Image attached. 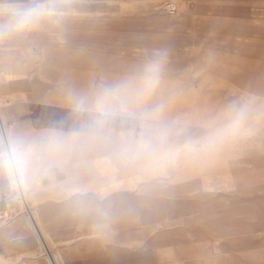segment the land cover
I'll return each instance as SVG.
<instances>
[{"label": "rangeland", "instance_id": "1", "mask_svg": "<svg viewBox=\"0 0 264 264\" xmlns=\"http://www.w3.org/2000/svg\"><path fill=\"white\" fill-rule=\"evenodd\" d=\"M58 2L70 13L59 23L4 39L39 54L30 75L35 71L43 85L53 86L56 101L68 103L69 90L87 92L118 80L163 49L167 66L153 102L166 103L168 121H181L200 136L234 102L251 99L258 111L247 131L219 150L181 155L164 167L114 168L100 160L98 169L81 167L100 207L128 189L120 199L123 212L71 216L72 223L55 231L54 247L90 242L86 256L111 264H264V0ZM60 32L65 38H54ZM55 104L39 108V125L73 123L69 105ZM79 172L70 180L79 183ZM113 186L106 198L96 195ZM36 190L26 192L34 205ZM115 226L121 233L105 240ZM91 230L95 235L88 238ZM122 235L130 241H117ZM163 242L168 253L161 254Z\"/></svg>", "mask_w": 264, "mask_h": 264}, {"label": "clouds", "instance_id": "2", "mask_svg": "<svg viewBox=\"0 0 264 264\" xmlns=\"http://www.w3.org/2000/svg\"><path fill=\"white\" fill-rule=\"evenodd\" d=\"M69 14L58 0H0V39L23 37ZM167 59L166 50H157L118 80L87 92L69 90L67 102L74 117L70 125L59 122L0 134V180L12 192H30L49 182L86 213L94 206L89 188L74 180L57 182L59 174L97 160L114 168L168 164L181 155L219 150L247 131L258 111L251 99L228 105L200 136L191 135L181 121H168L166 103L153 102ZM114 190L106 187L96 195L103 199Z\"/></svg>", "mask_w": 264, "mask_h": 264}, {"label": "crops", "instance_id": "3", "mask_svg": "<svg viewBox=\"0 0 264 264\" xmlns=\"http://www.w3.org/2000/svg\"><path fill=\"white\" fill-rule=\"evenodd\" d=\"M3 2H6V0H3ZM38 62V53L24 52L22 45L8 44L4 39L0 40V134L1 130L5 131L4 126L7 127L8 132L19 128L40 129L48 127L52 124L43 123V125H39V108L55 103H57L55 105H68V103L55 100V88L53 86L43 85L38 80V77L35 76V71H32L30 75L31 69L29 65H36ZM23 72L26 73L25 76ZM23 91L28 93H23ZM86 167L93 170L95 168L98 169L99 160ZM79 171L78 169L68 174H59L56 178L57 182L70 180ZM81 174L82 172L80 171L78 174L79 184L85 185L88 188L93 187L91 181L82 180ZM8 190L10 189L6 181L0 180V199L2 193ZM126 190H123L122 193H114L110 197L109 204L105 207H100L94 196L93 207H100L102 211L108 212L113 218L119 216L123 212L119 208L120 199L128 195ZM65 196L59 189L50 187L49 182H45L44 185L38 187L34 193L36 199L34 198L35 205H33L37 208L39 216L46 225V238L51 243H54V245L55 231L60 229L64 230L65 225L72 223L71 216L78 217V220L82 219V212L77 209L75 199L69 197L64 202L61 201ZM96 212L98 213L99 211L92 209V214ZM113 231L121 233L120 227L115 226L111 228V234H108L104 239L108 241L116 240L113 236ZM39 234L45 243V249L25 215H21L20 219L16 215L7 224L1 226L0 264H56L50 246L46 244L43 235L41 233ZM93 235H95V232L91 230L85 236L89 238ZM62 236L64 237L65 234L63 233V235L61 234L58 237ZM117 241L125 242L130 240L124 239L122 235ZM91 246L92 244L90 242H82L81 240L79 242L74 241L70 244L64 243L54 248L58 249L62 264L112 263L110 258L86 256L87 252H92Z\"/></svg>", "mask_w": 264, "mask_h": 264}, {"label": "bare ground", "instance_id": "4", "mask_svg": "<svg viewBox=\"0 0 264 264\" xmlns=\"http://www.w3.org/2000/svg\"><path fill=\"white\" fill-rule=\"evenodd\" d=\"M51 34V33H50ZM53 37V36H52ZM54 38H57V39H63V38H65L64 37V35H63V33H57L55 36H54ZM64 53V52H63ZM69 61V60H68ZM67 64H69V63H67ZM44 65V64H43ZM47 66V65H46ZM65 67V66H64ZM66 68V67H65ZM68 72V71H67ZM70 72V71H69ZM52 74V72H51V70H49V74ZM54 74V73H53ZM107 76V75H106ZM108 77V76H107ZM64 78V77H63ZM65 79V78H64ZM63 81V80H62ZM38 83V82H37ZM93 84V83H92ZM40 85V84H39ZM66 85V84H65ZM61 88H63V87H61ZM63 90V89H62ZM38 92V91H37ZM22 94V93H21ZM54 94V93H53ZM35 95V94H34ZM38 96V95H37ZM28 100V99H27ZM55 101V100H54ZM50 102V101H49ZM53 103V102H52ZM7 105V104H6ZM7 111V110H6ZM2 114V113H1ZM5 118H6V116H5ZM1 123V122H0ZM4 128H5V131L3 130H1V134H7V133H9L8 132V129H7V127L6 126H4ZM4 132V133H3ZM96 166V165H95ZM163 167H164V165H163ZM30 205H31V207H32V209H33V213H34V217H35V222H34V220H32V218L28 215V214H26V213H24V215L28 218V220H29V224L32 226V228L35 230V232L37 233V235H38V238H39V240H40V243L42 244V246H43V248L45 249V243H44V241L42 240V238H41V236H40V234L39 233H41L42 235H43V237H44V240H45V242H46V244H48L49 246H50V248H51V252H52V254H53V257H54V260H55V262H56V264H62V260L60 259V255H59V251H58V249L57 248H54V243H51L47 238H46V234H47V232H46V225H45V223H44V221L42 220V218L39 216V214H38V211H37V208L33 205V204H31V202H30ZM93 209H95V210H98L99 212L100 211H102L101 209H100V207H98V206H96V207H93ZM102 213H107V214H109L108 212H106V211H102ZM131 213V212H130ZM92 214V210H90V211H88V212H82V219H86V218H88L90 215ZM130 215V214H129ZM20 217H21V215H19V219H20ZM129 221V220H128ZM125 222V221H124ZM5 224H7V223H5ZM5 224H3V225H5ZM97 230V229H96ZM94 232H95V230H94ZM51 233V232H50ZM93 233V232H92ZM50 236V235H49ZM164 244H160V246L158 247V251L162 254V253H168L167 252V247H168V245L166 244L167 242H163ZM173 252L174 253H172V255H174L175 256V251L173 250ZM208 257V256H207ZM206 259V258H205ZM204 259V260H205ZM212 260V259H211ZM53 263V262H52ZM207 263V262H206ZM51 264V263H50ZM194 264V263H193ZM195 264H203V262H201L200 260L198 261V259H197V261H196V263Z\"/></svg>", "mask_w": 264, "mask_h": 264}, {"label": "built area", "instance_id": "5", "mask_svg": "<svg viewBox=\"0 0 264 264\" xmlns=\"http://www.w3.org/2000/svg\"><path fill=\"white\" fill-rule=\"evenodd\" d=\"M0 201V227L21 212L28 214L35 221L33 209L26 192L8 190L2 193Z\"/></svg>", "mask_w": 264, "mask_h": 264}]
</instances>
